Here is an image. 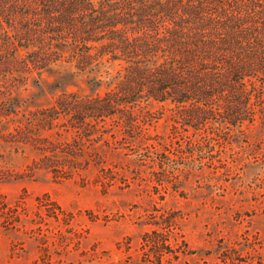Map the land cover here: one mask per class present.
<instances>
[{
	"label": "rangeland",
	"instance_id": "rangeland-1",
	"mask_svg": "<svg viewBox=\"0 0 264 264\" xmlns=\"http://www.w3.org/2000/svg\"><path fill=\"white\" fill-rule=\"evenodd\" d=\"M69 2L0 0V264H264V117L238 137L159 106L90 113L107 86L60 39L103 37L122 4Z\"/></svg>",
	"mask_w": 264,
	"mask_h": 264
},
{
	"label": "trees",
	"instance_id": "trees-1",
	"mask_svg": "<svg viewBox=\"0 0 264 264\" xmlns=\"http://www.w3.org/2000/svg\"><path fill=\"white\" fill-rule=\"evenodd\" d=\"M120 1L121 12L101 13L106 19L97 26L103 37L60 39L73 40L67 56L78 71L107 86L90 103V113H127L136 105L150 115L148 107L159 106L180 125L201 130L206 120L216 119L211 125L216 132L238 137L246 124L264 117V0ZM99 14L88 15L85 24L94 26ZM88 44L99 50L74 48ZM40 56L42 69L64 58L61 53ZM235 145L243 148L246 141ZM155 235H144V245L154 246Z\"/></svg>",
	"mask_w": 264,
	"mask_h": 264
}]
</instances>
